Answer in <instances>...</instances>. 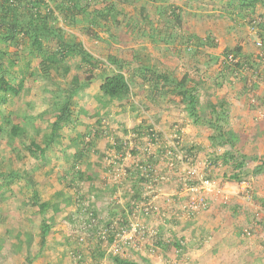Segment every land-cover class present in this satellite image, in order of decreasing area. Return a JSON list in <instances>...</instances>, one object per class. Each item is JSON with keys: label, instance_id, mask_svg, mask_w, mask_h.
<instances>
[{"label": "rangeland", "instance_id": "rangeland-1", "mask_svg": "<svg viewBox=\"0 0 264 264\" xmlns=\"http://www.w3.org/2000/svg\"><path fill=\"white\" fill-rule=\"evenodd\" d=\"M81 1L91 12L113 11L100 28L85 19L70 30L95 56L105 60L115 54L137 60L135 64L144 61L168 67L178 75L188 72L201 82L202 103L227 100L230 127L249 140L264 130V30L256 23L234 13L222 0ZM170 5L182 14L183 26L177 32L167 14ZM163 8L166 13L161 14ZM142 9L150 22L143 18ZM256 18L264 21L263 8ZM237 46L256 64L229 68L226 52ZM77 62H72L73 72ZM20 63L24 66L26 60ZM36 64L29 69L22 93L10 96L3 107L10 114L30 109L36 114L34 123L46 126L54 119L50 91L57 86L51 79L32 74ZM102 82L97 79L80 92L77 122L65 128L66 136L48 149L45 158L9 145L7 137L0 140V164L4 170L15 168L20 173L11 190L0 191V236L17 243L14 235L25 233L23 251L3 247L0 264H21L28 252H39L33 264H114V255L139 264H264V226L260 223H264V172L239 183L230 179L232 165L219 158L224 149L211 144V130L194 124L178 97L175 102L158 99L149 85L135 78L131 100H112L103 95ZM81 108L86 114L79 115ZM33 135L40 137L30 129L23 139ZM92 137L95 146L88 149L83 141ZM117 138L123 141V151H118ZM191 146L195 148L189 150ZM81 148L88 150L82 161L77 160V168L96 174L91 184L77 179V170L67 166ZM245 149L264 159V135L251 139ZM150 154L159 157L152 166L147 164L155 177L145 193L152 197L131 212L125 195L134 181L130 172ZM258 163L253 161L250 167ZM201 178H209L216 187L195 193L192 188ZM35 189L44 201L62 208L58 213L53 207L46 212L53 218L54 235L45 248L39 235L43 215L32 203ZM114 206L128 210L129 223L120 227L109 244ZM85 208L96 210L98 229L87 222ZM10 224L15 234L7 235ZM124 230L128 238L123 237ZM174 238L181 240L179 249L173 245ZM29 240L31 246H27Z\"/></svg>", "mask_w": 264, "mask_h": 264}, {"label": "trees", "instance_id": "trees-1", "mask_svg": "<svg viewBox=\"0 0 264 264\" xmlns=\"http://www.w3.org/2000/svg\"><path fill=\"white\" fill-rule=\"evenodd\" d=\"M222 1L234 13L242 15L243 18L249 19L250 22L256 23L264 30V21L256 18L259 8L264 9V0ZM170 6L172 10L167 14L173 20V27L177 32L178 28L183 26L182 14L176 6ZM163 13H166L164 8L161 11V14ZM141 14L143 18H148L145 9H142ZM110 15H113V11L106 8L89 11L81 0H0V140L7 137L9 145L14 143L15 147L28 151L30 156L45 158L48 149L58 144L66 136L65 128L77 122L79 116L75 115L76 99L81 91L88 88L95 80L102 79L101 91L103 95L112 100L129 101L133 95V79L139 78L144 84L149 85L158 99L175 102L178 97L192 122L198 125L202 124L211 130L209 134L211 144L216 148L224 149L219 158L233 167L230 179L239 183L249 179L252 175L264 172V159L254 152L248 154L245 149L251 139L255 140L264 135V130H260L249 140L246 135L230 127L226 99L202 103L199 91L201 82L188 72L178 75L168 67H160L155 63L144 61L140 62L141 64H135L137 60L136 62L129 61L115 54H110L103 60L95 56L77 34L70 31L72 27L85 19L89 20L95 28H100L104 26V22L109 19ZM169 16L168 19H170ZM147 20L150 22V18ZM94 35L99 37L97 32ZM170 39H174V36L172 35ZM200 41L203 44L206 43L203 39ZM230 54L231 56H229ZM229 59L234 63L230 64ZM23 60H26L24 66L20 63ZM75 60H78L76 65L79 70L73 72L76 66L72 62ZM34 61L37 64L34 66L35 72L32 74L51 79L57 86L55 90L50 91L54 119L46 126L34 123L36 114L30 109L28 111L22 109L15 114H10L3 107L10 96H18L25 89V81ZM226 61V65L232 70L242 68L245 64L251 66L256 64L254 59L250 60V56L243 52L241 46L228 49ZM102 66L103 68H101ZM86 112V109L81 108L78 113L81 115ZM152 127L151 129H153ZM30 129L32 131L34 129V132L40 137L33 135L24 140L23 137L26 134L30 135ZM152 133L156 135L154 130ZM139 134L142 136L144 133L141 131ZM83 135L84 133H79L81 140ZM95 135L101 137L99 133ZM117 140L118 151H123V141L119 138ZM83 143L87 144L89 149L95 146V139L92 137L88 142L83 141ZM193 148L195 146H191L189 150ZM88 149H78L69 159L71 164L69 162L67 166L68 169L77 170V179H86V182L91 184L96 178V174L90 170L77 168V160L82 161ZM133 153L137 152L133 151ZM24 157L22 156L21 159ZM257 160L260 163L251 168L250 163ZM153 161H159V157L150 154L148 158L145 157L139 163H135L130 172L134 181L125 195L130 201L131 212L133 208L138 207L140 202L148 201L152 197L151 194L145 193V188L155 177L153 168L147 166V164L152 166ZM18 177H20L19 170L15 168L4 170L3 164H0V191L11 190V186ZM32 199V203L38 207V212L43 215L39 235L41 248H45L54 235L53 218L46 216V212L53 207L55 213H58L62 208L59 204L44 201L37 189L34 190ZM232 210L236 214L237 210L234 208ZM85 211L88 223H91L92 218L97 219L96 210L85 208ZM128 223V210H118L114 206L109 219V227H111L109 244L115 241L116 234L120 233V227H125ZM260 223L264 226L263 222ZM92 224L95 228H99L97 220ZM13 229L14 227L10 224L6 228L5 234H13ZM24 234V232L18 231L14 235L19 239L17 243L11 242L8 237L0 236V252L5 246L14 252L23 251ZM173 245L179 249L182 247L181 240L174 238ZM27 246H31L30 240ZM38 256L39 252L33 255L28 252L21 264H33ZM113 262L114 264H139L120 255H114Z\"/></svg>", "mask_w": 264, "mask_h": 264}, {"label": "built area", "instance_id": "built-area-1", "mask_svg": "<svg viewBox=\"0 0 264 264\" xmlns=\"http://www.w3.org/2000/svg\"><path fill=\"white\" fill-rule=\"evenodd\" d=\"M216 187V184L214 181L210 180L209 178H201L199 183L195 184L192 190L199 194L202 189H207V190H213ZM87 209V208H86ZM96 218L91 219V223H89L90 226H92L93 222H96ZM137 229V225L133 226V231ZM125 233H127L126 230L123 231V237L128 238L125 236Z\"/></svg>", "mask_w": 264, "mask_h": 264}]
</instances>
